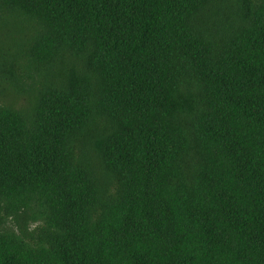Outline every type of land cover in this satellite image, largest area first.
Segmentation results:
<instances>
[{
    "label": "trees",
    "instance_id": "trees-1",
    "mask_svg": "<svg viewBox=\"0 0 264 264\" xmlns=\"http://www.w3.org/2000/svg\"><path fill=\"white\" fill-rule=\"evenodd\" d=\"M0 264H264V0H0Z\"/></svg>",
    "mask_w": 264,
    "mask_h": 264
}]
</instances>
